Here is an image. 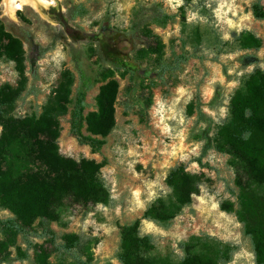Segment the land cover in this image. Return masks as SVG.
I'll use <instances>...</instances> for the list:
<instances>
[{"label": "rangeland", "instance_id": "obj_1", "mask_svg": "<svg viewBox=\"0 0 264 264\" xmlns=\"http://www.w3.org/2000/svg\"><path fill=\"white\" fill-rule=\"evenodd\" d=\"M56 2L40 11L26 6L14 18L0 2V23L21 39L26 55L25 88L15 114L39 115L69 71L73 85L69 110L60 117V152L100 163L110 199L84 203L68 198L58 220L36 218L17 235L0 230V253L8 256L2 264H73L77 256L92 264H121L122 227L170 193L166 177L180 164L202 175L199 192L167 225L141 220V233L154 237L149 255L177 263L184 255L181 242L208 235L237 246L225 264H255L243 224L221 208L225 201L238 207L239 188L233 155L218 151L215 142L230 116L232 97L245 88L251 73L264 71V19L253 12L254 3L264 7V0ZM76 4L87 13L71 18ZM249 33L261 47L242 43ZM148 45L163 48L170 66L163 73L155 54L135 59ZM182 54L186 59L179 58ZM116 56L130 59L139 72L118 68L111 60ZM111 80L118 83L117 123L95 151L73 133L74 115L84 91L81 131L89 134L85 118L97 110L99 91ZM21 82L15 62L0 57V84L17 88ZM9 217L15 214L0 203V218ZM77 239L76 247L65 248ZM23 253L28 258H21Z\"/></svg>", "mask_w": 264, "mask_h": 264}, {"label": "trees", "instance_id": "obj_2", "mask_svg": "<svg viewBox=\"0 0 264 264\" xmlns=\"http://www.w3.org/2000/svg\"><path fill=\"white\" fill-rule=\"evenodd\" d=\"M253 12L256 18L264 19V7L260 2L254 3ZM86 13L83 4H76L69 11L71 18ZM242 43L246 47H261L260 39L251 33L243 37ZM153 54L163 73L170 66L164 60L165 52L160 45H148L140 49L135 59L143 60ZM3 56L15 62L22 82L17 88L0 84V203L15 214V218H0V230L8 235H17L25 231V223L36 218L58 220L59 210L68 198L84 203H107L110 192L100 176V163L86 157L76 159L60 152V117L69 110L73 85L69 71L64 73L54 96L43 106L39 115L18 117L15 109L25 88L26 55L21 39L0 23V57ZM179 58L186 59L183 54ZM111 60L126 72H139L130 59L116 56ZM117 94L116 80L101 87L97 96V110L88 113L85 118L89 131L85 135L81 131L80 121L85 107L84 91H80L79 107L72 127L80 143L90 145L95 151L101 149L104 145L102 138L116 127ZM215 147L220 152L233 155L235 184L239 188L238 207L235 208L231 201H225L221 203V208L235 213L243 224L244 234L251 239L255 264H264L263 70L256 69L251 73L245 88L232 97L230 116L217 132ZM201 182L202 175L187 171L183 164L169 171L166 184L170 193L158 196L140 218L122 227L121 249L118 253L121 264H225L232 258L236 245L223 243L208 235L193 236L181 242L184 255L177 263L169 258L149 255L155 247L154 237L141 233V220L167 225L182 207L192 202ZM78 241L65 245V248L70 250L76 247ZM28 255L20 254L24 259ZM7 258V255L0 253V264L6 262ZM73 264L92 263L77 256Z\"/></svg>", "mask_w": 264, "mask_h": 264}, {"label": "bare ground", "instance_id": "obj_3", "mask_svg": "<svg viewBox=\"0 0 264 264\" xmlns=\"http://www.w3.org/2000/svg\"><path fill=\"white\" fill-rule=\"evenodd\" d=\"M57 0H4L5 13L11 17H15L19 10H23L26 6L40 11L42 8H47L56 4Z\"/></svg>", "mask_w": 264, "mask_h": 264}]
</instances>
